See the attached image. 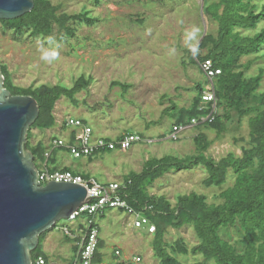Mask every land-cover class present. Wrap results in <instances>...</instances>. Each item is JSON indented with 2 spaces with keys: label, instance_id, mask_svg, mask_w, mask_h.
I'll list each match as a JSON object with an SVG mask.
<instances>
[{
  "label": "rangeland",
  "instance_id": "1",
  "mask_svg": "<svg viewBox=\"0 0 264 264\" xmlns=\"http://www.w3.org/2000/svg\"><path fill=\"white\" fill-rule=\"evenodd\" d=\"M101 1L97 5L95 0H53L56 4H63L70 13L88 8L100 21L93 26L79 25L76 37L61 35L56 29L52 44L47 38L18 35L0 23V64L8 66L16 85L26 88L44 84L71 87L83 75L92 79L89 89L78 95L80 105H74L67 97L57 102V124L54 128L31 130L34 146L40 142L53 143L50 134L58 136L66 144L69 133L80 131L77 126L67 125L71 116L88 120L95 130L106 136L117 137L130 129L146 134L149 137L147 142H151V136H162L172 125L171 120L164 117L170 100L190 104L197 94L193 88L196 82L206 84L203 72L191 63L190 51L184 44L185 31L193 25L201 29L199 45L206 31L216 29L203 12L204 0ZM40 44L45 48L59 45V59L51 63L41 60ZM172 48L176 49L175 55L169 54ZM247 61L248 58H245L244 62ZM263 65L264 58H261L252 73ZM115 81L132 84L133 87L128 90L123 86H113ZM249 120V117L244 120L234 118L228 122V130L222 135L213 128L207 130L209 139L213 141L207 155L216 160L232 152L242 156L243 148L250 140ZM203 130L193 125L184 131L179 141L167 139L137 143L128 150L107 151L96 157L76 158L71 150L66 149L58 154L57 161L61 166L68 162L78 163L75 173L88 175L100 183H124L131 172L140 173L151 157L197 154L195 137ZM84 167L87 169L82 171ZM42 170L45 169L41 167ZM208 176L205 167L172 171L156 182L151 191L167 195L174 204L179 194L194 192L205 194L211 203H221L222 200L217 197L234 185L236 176L231 171L227 184L207 187L204 181ZM83 219V216L73 222L65 219L62 223L73 228ZM99 221L108 263L114 249L120 247L132 260L141 256L142 261L137 264H161L154 251V234L149 232L148 227H136L134 218L128 213L113 210L106 217L100 216ZM62 223L59 222L58 226ZM59 227L49 231L45 237L44 249L50 254L48 264H70L75 259L74 242L67 240ZM241 232L244 229L239 224L225 229L223 235L236 243L242 240ZM181 238L190 250L200 243L191 226L170 229L166 242L173 246ZM177 257L182 264H198L204 259L201 253L193 252L187 256L178 253Z\"/></svg>",
  "mask_w": 264,
  "mask_h": 264
},
{
  "label": "trees",
  "instance_id": "2",
  "mask_svg": "<svg viewBox=\"0 0 264 264\" xmlns=\"http://www.w3.org/2000/svg\"><path fill=\"white\" fill-rule=\"evenodd\" d=\"M209 1L207 4L208 0H204L203 12L216 29L211 28L204 33L197 57H193L190 52L191 63L203 72L206 84L196 82L193 88L197 90V94L190 104L170 100L171 104L164 111V117H168L172 125L162 136L150 137L153 143L170 139L177 133L178 128L188 127L197 121V126L204 128L203 132L195 137L198 152L186 157H151L145 162L140 173L133 171L127 176L119 194L149 219L150 223L144 224V228L157 226L154 251L161 264H182L177 254L187 256L191 252L203 255V261L198 264H264V65L252 73L255 64L264 58V0ZM95 2L97 5L102 3L101 0ZM64 8L63 4H56L53 0H35V8L31 12L17 19L0 18V23L7 30L21 36L28 34L35 38H47L53 36L56 29H59L61 35L76 37L79 25L93 26L100 21L88 8L71 13ZM245 58H248L247 62H244ZM207 61H212L216 70H221L213 79L208 78L204 72L203 64ZM2 74L6 78L5 87L12 95H30L39 102L40 116L28 132L25 150L34 154L39 171L46 163L48 170L55 173L59 168L52 165H56L58 153L72 149L67 146H53L58 150L52 154L42 142L34 146L31 130L54 128L57 124V102L62 97H67L74 105H80L78 95L89 89L92 79L83 75L71 87L44 84L26 88L15 84L7 65H2ZM113 86H123L128 90L133 87L132 84L121 81L113 82ZM210 89L216 92L215 101L205 99V94ZM236 117L240 120L250 118V140L246 141L248 145L243 148L242 156L234 152L221 160L208 156L207 152L213 141L209 139L206 131L213 128L222 135L228 130V122ZM132 135L141 137V140L132 146L137 143H149L145 141L149 138L146 134L130 129L116 138L105 139L107 142L116 143L117 150H128L129 148L123 149L119 142ZM183 135L184 133L180 134V137ZM107 151L114 150L100 149L93 157ZM47 153H50L49 157L46 156ZM194 167H205L208 171L209 176L204 181L207 187L224 186L228 182L230 172H233L236 176L234 185L217 197L222 200L221 203H211L205 194L194 192L179 194L174 204L167 195L152 193L154 184L172 171ZM84 176L90 178L88 175ZM110 211L113 209L100 210L99 215L106 217ZM119 211L126 212L123 208ZM239 224L244 229V232H241L242 240L234 243L224 238L225 229L237 227ZM186 226L193 227L200 240L196 247L190 250L182 238L173 246L166 242L170 229L180 230ZM95 227L102 233L100 224ZM49 231L40 236L38 247L30 253L33 264H38L41 257L45 258L46 264L49 263L50 254L44 249L45 237ZM67 240L77 241L69 237ZM99 246L101 249L106 247L103 238ZM74 249H78L76 244ZM104 260L103 253L97 251L96 262L103 263ZM73 263L74 260L70 264Z\"/></svg>",
  "mask_w": 264,
  "mask_h": 264
},
{
  "label": "water",
  "instance_id": "3",
  "mask_svg": "<svg viewBox=\"0 0 264 264\" xmlns=\"http://www.w3.org/2000/svg\"><path fill=\"white\" fill-rule=\"evenodd\" d=\"M34 8L35 0H0V18L17 19ZM5 81L0 64V264H33L40 236L95 197L77 183L42 185L35 156L25 150L39 102L12 95Z\"/></svg>",
  "mask_w": 264,
  "mask_h": 264
},
{
  "label": "built area",
  "instance_id": "4",
  "mask_svg": "<svg viewBox=\"0 0 264 264\" xmlns=\"http://www.w3.org/2000/svg\"><path fill=\"white\" fill-rule=\"evenodd\" d=\"M203 69L208 78L213 79L217 74L221 73V70H216L213 66L212 61H207L203 64ZM205 99L207 101L216 100V92L211 91V89L205 94ZM215 108V107H214ZM213 108V110H214ZM216 110V109H215ZM214 110V111H215ZM214 120V119H212ZM70 124L80 128V131H74L72 133V140L65 141L66 144L61 140H54L53 146H67L72 149V153L76 158L82 157H93L100 149H111L117 150V145L114 142H107L106 137H97L94 128L87 124L80 118H71ZM197 121H194L193 125H198ZM178 128L177 133L170 137V140L178 141L181 137L180 134L184 133L191 126ZM74 134V135H73ZM75 136V137H74ZM74 140V143H72ZM141 137L139 136H128L123 142H119L123 149L131 148L135 142H139ZM146 142L148 140H145ZM153 142L152 140H149ZM149 142V143H151ZM47 157L50 153L46 154ZM43 171H39V181L42 185H47L49 182H65V183H77L86 186L89 189L91 198L85 205L81 206L76 213L70 218L71 222L73 220H78L79 217L83 216L84 219L81 221L84 227H66L62 224L59 228L61 231L69 238L75 239V244L77 246V251L73 264H105L96 262L97 251L104 253V248H100L101 239L103 238L101 231L97 224H100L99 215L100 210H105L107 208H112L113 210L124 209L126 213L131 214L135 217V226L138 228L143 227L144 224L150 223L148 218L143 217L141 212H138L135 207L129 205L125 199L119 194V190L122 188L124 183L119 181L100 183L96 179L87 178L83 174L75 173L71 170L59 169L55 173L48 170V165L45 163ZM107 196V197H102ZM86 214V215H85ZM93 216V217H92ZM101 225V224H100ZM150 232H157V226L152 225L150 227ZM113 264H135L136 262L142 261L141 257L132 260L125 256L122 248H115L113 252ZM38 264H46L44 257H41Z\"/></svg>",
  "mask_w": 264,
  "mask_h": 264
},
{
  "label": "clouds",
  "instance_id": "5",
  "mask_svg": "<svg viewBox=\"0 0 264 264\" xmlns=\"http://www.w3.org/2000/svg\"><path fill=\"white\" fill-rule=\"evenodd\" d=\"M200 33H201V29L195 25L192 26V28L190 30H186L185 31V39H184V44L185 47L188 48V50L191 52L193 57H197L200 54V48H199V39H200ZM55 38L52 36L47 37V41L49 44L54 43ZM59 45H56V47H52V48H45L43 46V44H40L38 47V51H40L41 55H40V59L46 62H53L59 59ZM170 55H175L176 54V49L172 48L170 49L169 52ZM71 118H78V117H70L67 120V125L70 123ZM81 119V118H80ZM83 121H85L84 119H82ZM86 122V121H85ZM87 124H89L88 122H86ZM95 130V129H94ZM74 131H72L73 133ZM96 134V133H95ZM97 136V135H96ZM180 140V139H179ZM178 140V141H179ZM144 144V143H143ZM136 209V208H135ZM137 210V209H136ZM138 211V210H137ZM140 212V211H138ZM142 213V212H141ZM129 214V213H128ZM130 216H132L131 214H129ZM143 215V213H142ZM134 218V225H135V217L132 216ZM143 217H145L143 215ZM70 220V219H69ZM71 221V220H70ZM62 223V221H60ZM59 224V222L57 223V225ZM63 224V223H62ZM80 224V223H78ZM56 225V226H57ZM83 224H81L80 227H82ZM142 228V227H141ZM55 228H52L51 230H53ZM60 229V228H59ZM61 230V229H60ZM149 232H150V228H149ZM151 233V232H150ZM156 233V232H155ZM155 233H151V234H155ZM63 235L67 238V236L63 233ZM72 239V238H71ZM75 240V239H73ZM75 242V241H74ZM75 244V243H74ZM120 248V247H117ZM105 249V248H104ZM114 252V251H113ZM113 252L111 254V261L108 263V260L105 259L103 263L105 264H113L115 261L113 259ZM124 252V250H123ZM125 254V253H124ZM104 258L106 256V253H103ZM126 256V255H125ZM137 257H141V256H137ZM142 258V257H141ZM137 264V263H135Z\"/></svg>",
  "mask_w": 264,
  "mask_h": 264
},
{
  "label": "crops",
  "instance_id": "6",
  "mask_svg": "<svg viewBox=\"0 0 264 264\" xmlns=\"http://www.w3.org/2000/svg\"><path fill=\"white\" fill-rule=\"evenodd\" d=\"M88 121V120H87ZM88 123H89V121H88ZM90 125H91V123H89ZM92 127H93V125H91ZM94 128V127H93ZM95 129V128H94ZM95 133H96V135H97V137H103V136H105V137H111V136H109V135H107L106 136V134L105 133H99L98 132V130H95ZM123 133V132H122ZM119 135H121V134H119ZM50 136L51 137H53V141H54V138L55 139H58V136H55L54 134H50ZM51 137H50V140H51ZM69 138H68V140H67V142L68 141H70V140H72V132L71 133H69V136H68ZM118 137V136H117ZM111 138H116V137H111ZM62 140V139H61ZM49 141V140H48ZM44 143V142H43ZM45 144V143H44ZM35 145H37V144H35ZM46 146H47V151H50L52 154H54V152L56 151V150H58V149H54V148H52L53 147V143L52 142H50V144H45ZM64 151V150H63ZM61 152V151H60ZM60 152L58 153V154H60ZM58 156V155H57ZM52 166H55V167H57V168H61V169H68V170H71V171H75L74 169H76V168H78V166H79V164L78 163H76V162H68V163H66V165L65 166H61V165H59V163H58V161H57V163H56V165L55 164H53ZM73 168V169H72ZM87 168L86 167H84V169L82 170V171H84V170H86ZM81 171V172H82ZM79 226H80V224H79ZM79 226L77 225L76 227H78L79 228ZM104 239V238H103ZM105 259H108L107 258V254H106V256H105Z\"/></svg>",
  "mask_w": 264,
  "mask_h": 264
}]
</instances>
